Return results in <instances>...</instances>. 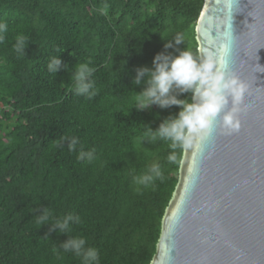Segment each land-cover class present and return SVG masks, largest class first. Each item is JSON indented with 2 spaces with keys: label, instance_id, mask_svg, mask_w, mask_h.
I'll return each instance as SVG.
<instances>
[{
  "label": "trees",
  "instance_id": "trees-1",
  "mask_svg": "<svg viewBox=\"0 0 264 264\" xmlns=\"http://www.w3.org/2000/svg\"><path fill=\"white\" fill-rule=\"evenodd\" d=\"M107 5V14L101 9ZM204 0H0L9 31L0 43V264H81L58 246L83 237L100 253V264H150L166 207L178 181V160L167 161L170 141L144 138L179 108L152 105L138 111L132 97L136 68L152 66L160 52L185 44L198 55L195 26ZM29 38L18 55V35ZM182 34L185 44L165 49ZM63 67L49 73L58 56ZM91 61L98 89L77 96L70 79L78 62ZM191 96L181 94L180 98ZM62 137H76L69 151ZM60 146L57 147V143ZM96 160L77 159L80 148ZM161 165L163 178L137 186L133 175ZM44 208L49 223L39 226ZM80 216L71 231H50L66 214Z\"/></svg>",
  "mask_w": 264,
  "mask_h": 264
},
{
  "label": "water",
  "instance_id": "water-1",
  "mask_svg": "<svg viewBox=\"0 0 264 264\" xmlns=\"http://www.w3.org/2000/svg\"><path fill=\"white\" fill-rule=\"evenodd\" d=\"M231 71L249 85L241 129L219 128L183 150L150 264H264V0L233 9ZM222 0H204L195 26L198 55L219 58ZM223 30V26H221ZM222 115V114H221Z\"/></svg>",
  "mask_w": 264,
  "mask_h": 264
},
{
  "label": "clouds",
  "instance_id": "clouds-1",
  "mask_svg": "<svg viewBox=\"0 0 264 264\" xmlns=\"http://www.w3.org/2000/svg\"><path fill=\"white\" fill-rule=\"evenodd\" d=\"M226 19H220L217 25L216 35L218 42L219 58L215 55L197 56L187 48L182 34H177L164 44L165 49L174 48L175 45L185 44L183 49H175L176 54L167 52L158 53L152 66H141L136 68V75L132 83L143 86L142 90L132 97L134 106L138 111L149 109L152 105L160 108L177 106L179 111L175 115H169L159 126L153 130L145 125L144 138L150 142L155 140L170 141L172 151L167 156V161L174 164L178 160L176 149H195L200 142L212 135L214 129L225 135L238 133L241 129L240 114L245 111L244 100L249 94V85L238 75L231 71L229 57L235 36L233 35V9L238 0H222ZM107 5L101 9L102 14H107ZM223 26V30H221ZM9 31L7 21L0 20V43L5 40ZM29 38L23 34L18 35L13 45L18 55H25ZM58 56L52 57L47 64L49 73L57 74L63 67L69 70L67 64H62L60 51ZM91 61L78 62L71 70L70 79L73 82L74 91L77 96L87 99L94 98L98 89L93 75L96 69ZM259 69L264 67L256 64ZM256 72H264L258 70ZM189 93L181 99V94ZM222 114V115H221ZM67 142L69 151H77L79 140L76 137H62ZM57 147L60 146L58 142ZM97 158L96 150L79 149L77 159L86 163H92ZM163 178L161 165L153 162L147 170L139 175H133L132 182L137 186L149 187L158 179ZM51 212L48 208L36 216V223L42 226L49 223ZM80 216L72 213L55 219L50 231L58 230L59 233L71 231L72 224H79ZM59 249L65 253H73L81 259V264H100V253L95 247H88L83 237H72L61 243Z\"/></svg>",
  "mask_w": 264,
  "mask_h": 264
}]
</instances>
